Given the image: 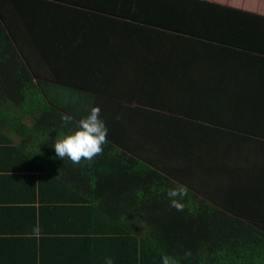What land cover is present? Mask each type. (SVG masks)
<instances>
[{
  "label": "crops",
  "instance_id": "1",
  "mask_svg": "<svg viewBox=\"0 0 264 264\" xmlns=\"http://www.w3.org/2000/svg\"><path fill=\"white\" fill-rule=\"evenodd\" d=\"M173 1L147 0L152 13L136 20L143 0H0V7L9 4L7 22L24 42L30 67L56 87L55 98L80 104L64 115L79 124L73 118L102 105L109 134L102 155L74 165L54 150L55 138L77 130L74 124L0 110V264H106L107 257L113 264H163L165 255L170 264H264V194L256 197L253 217L247 208L237 211L258 222L261 238L244 248L237 240L230 254L218 238L201 237V228L193 240L187 223L179 238H151L150 231L171 232L174 223L162 228L145 216L183 213L165 206L166 186L196 188L202 199L230 209L253 202L241 198L235 176L212 168L201 176L185 161L173 118L221 129L210 146L229 159L224 170L247 173L257 159L264 172V149L243 158L240 150L252 140L224 135L226 129L264 138V24L259 32L222 33L213 25L228 17L202 11L208 3L264 18V2ZM110 101H119L121 111ZM177 134L180 140L184 132ZM203 162L209 167L212 157ZM144 169L158 173L155 183L145 185Z\"/></svg>",
  "mask_w": 264,
  "mask_h": 264
},
{
  "label": "trees",
  "instance_id": "2",
  "mask_svg": "<svg viewBox=\"0 0 264 264\" xmlns=\"http://www.w3.org/2000/svg\"><path fill=\"white\" fill-rule=\"evenodd\" d=\"M146 1L147 0H143L145 6L141 5L139 8H137L135 15L136 20H144L141 15L143 14L144 16H148L149 13L147 15L144 14L146 10L147 12L152 13L149 9L151 8V5L147 6ZM173 2L179 3L181 1L176 0ZM1 5H4L5 7H0V110L5 111V108L7 107L9 110L20 112L31 111L38 115V122H41V120L47 121L52 119L61 120L62 116H65V112H68L69 115L75 114L74 112L79 109L80 104L74 106V104H67L65 101L62 102L61 97L55 98L54 95L56 93V87L53 86V84L49 81L45 80L39 71L32 69L27 63L26 59L24 58V42L20 38L13 37V28L10 27L7 22V17L10 15L8 13V11H10L9 4L5 5L3 2ZM198 7L200 10L201 7ZM96 10L98 9L96 8ZM202 11L203 15L205 16L228 17L227 20H225L228 21L226 24L213 25L219 26L220 28L217 29L220 31L217 29L214 30L222 33L241 35L242 32L246 31L259 32L262 31L261 27H263L264 24L263 17L238 9H217L213 4L207 3L204 4ZM153 17H157V15L153 14ZM208 27H211V25ZM17 34L18 32H16V35ZM228 36H230V34H228ZM228 36H226L228 45L232 46ZM261 89L262 88H257V95L261 93ZM58 90H61V88H58ZM252 93L255 94V92ZM110 102L116 104L119 108L118 111L114 109L115 113L121 111V105L119 101ZM255 105L257 110H261V104ZM98 106L100 107L102 105ZM105 107H108V105ZM46 115H49L52 118L45 117ZM73 119L75 121H80L82 118L76 117ZM72 121L70 120L67 122L66 126H71L74 124L73 127L77 129L79 124ZM67 129L69 128L63 126L64 131ZM171 129L173 131V138L175 140L177 139L174 141L179 144V146H182V151L180 150V153L182 152L183 158H185L186 162L193 161L197 172L201 176L206 174L205 172L209 174V170H211L210 168H212L213 171L224 172V174L235 176L234 181H238L242 188L240 193L241 198L248 196L250 201L253 199V202L241 201V206L238 210L236 208L230 209L227 206H220L217 203H209V201L202 199L196 188H187V195L183 197H177V199L181 200L185 209H190L191 211L183 210L178 211L183 213H161L149 214L145 216V218L148 217L149 222L152 221L154 224H160L162 228L165 227L166 224L174 223L171 232L157 230H153V232L150 231L151 238L152 233H157L153 237L159 239L172 237L179 238L178 235L181 236V223H187L191 225L189 229V236L191 235L193 240L199 239L201 228V237L207 239L210 234L212 235L210 239L218 238L222 244L221 246L224 247L226 253L228 254H230V250L235 246L237 240L238 244H240L243 248L252 245L253 242L258 241L261 238V232H259V229L256 227L258 226V222L251 223V218H249V220H245V215L237 212L247 208L249 209L250 213L249 217H253V215H251V211L252 209H256L259 204L256 197L257 195L264 194V183L261 184L262 175H264V172L259 169L256 162L257 159H255V168L254 166L247 163V166L251 168V170H248L249 172L247 173L241 174L244 169H242V171L239 170L241 172L238 173L239 171L237 172L235 167L231 168L230 166L224 170L222 163L228 161L229 165V159L226 156L222 157L224 152H218L210 146V144H214L215 138L219 137V135L216 133L221 131L220 128L195 119H181L178 117L173 118V121L171 122ZM178 129H182L184 132L183 138L180 140H178L181 138L177 134ZM224 135L226 137V141L229 138L238 139V137H241V141L252 140L253 144L250 143L248 146H245L240 150V155H242L243 158L246 156L245 152L254 153V157H258L264 149V138L259 136L251 135V137H249L247 135L235 133L234 131L226 129H224ZM107 136H109V134H107ZM200 138L203 140L201 144L199 143L201 141H199ZM226 149L230 148L228 147ZM186 153L189 156H187ZM231 153L232 150H230L229 156L233 162L235 157L231 156ZM211 157L213 163L209 167H205L203 159H210ZM142 176L145 185H150L151 183H155L154 180H156L157 176L159 175L157 172L151 169H144ZM157 182L161 183L162 180ZM166 187L168 189L177 188L176 186ZM205 196L207 197V195ZM214 200H216V202L218 201L217 198ZM163 201L165 206L172 208L170 206V198L167 194L166 196L164 195ZM252 204L253 207H251ZM173 210L177 212L175 208H173ZM193 224L196 226V230L194 231H192ZM192 232L196 235L192 236ZM239 240L241 242H239ZM198 246L199 245H197V247ZM247 254L248 253L245 251L241 254V256H246Z\"/></svg>",
  "mask_w": 264,
  "mask_h": 264
},
{
  "label": "clouds",
  "instance_id": "3",
  "mask_svg": "<svg viewBox=\"0 0 264 264\" xmlns=\"http://www.w3.org/2000/svg\"><path fill=\"white\" fill-rule=\"evenodd\" d=\"M100 107L93 106L90 113L79 121V126L74 132L64 135L54 140V150L56 157L64 160L66 157L74 165L81 164L83 161L95 159L98 155L103 154V147L108 143L107 134L108 128L105 122L100 118ZM70 116H62V121L69 122ZM170 198V206L177 211L184 210V204L177 197L187 195V190L184 187L170 188L167 192ZM190 256L191 253H185ZM163 264H170V258L165 255ZM106 264H113L111 257L106 258Z\"/></svg>",
  "mask_w": 264,
  "mask_h": 264
},
{
  "label": "rangeland",
  "instance_id": "4",
  "mask_svg": "<svg viewBox=\"0 0 264 264\" xmlns=\"http://www.w3.org/2000/svg\"><path fill=\"white\" fill-rule=\"evenodd\" d=\"M240 1V0H239ZM249 2V4H251L250 2H253V0H245V2ZM261 1V3H263L264 2V0H260Z\"/></svg>",
  "mask_w": 264,
  "mask_h": 264
}]
</instances>
